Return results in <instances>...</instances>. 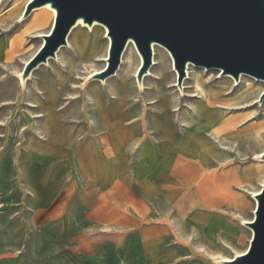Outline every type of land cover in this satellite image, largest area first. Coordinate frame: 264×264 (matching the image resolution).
<instances>
[{
  "label": "rangeland",
  "instance_id": "obj_1",
  "mask_svg": "<svg viewBox=\"0 0 264 264\" xmlns=\"http://www.w3.org/2000/svg\"><path fill=\"white\" fill-rule=\"evenodd\" d=\"M1 2L0 37L10 38L12 57L0 63V98L4 105L16 102L0 108V201L10 232L23 239L32 214L26 204L32 196L26 184L32 154L57 151L62 157L53 161L72 160L97 180L99 154L111 157L152 137L177 155L161 207L142 210V257L115 244L108 258L84 253L83 264H229L226 259L245 251L252 237L245 222L254 218V193L264 182V79L247 73L236 79L220 68L194 64L178 85L174 62L158 49L142 92L136 79L142 55L134 47L115 75L89 77L107 67L109 38L102 27L87 23L70 35L58 57L42 63L41 81L22 86L20 68L39 49L53 19L33 27L34 8L21 20L27 0ZM31 93L42 110L21 107L34 105ZM204 108L217 114L208 124ZM133 128L136 136L129 132ZM194 134V151L182 152L179 142ZM41 156L32 155L33 173L49 192L50 169L39 163ZM18 244L19 255L26 256V243Z\"/></svg>",
  "mask_w": 264,
  "mask_h": 264
},
{
  "label": "crops",
  "instance_id": "obj_2",
  "mask_svg": "<svg viewBox=\"0 0 264 264\" xmlns=\"http://www.w3.org/2000/svg\"><path fill=\"white\" fill-rule=\"evenodd\" d=\"M9 43L10 38L6 41L0 37L2 64H8L7 58L12 57ZM20 70L22 72L23 67ZM44 72L42 64L34 68L26 86L41 81ZM158 93L167 98L161 88ZM36 99V95L31 93L29 101L34 105L22 104L21 107L42 110ZM15 104L4 105L0 98V108L14 107ZM213 113L211 108H204V122L208 124ZM214 115L217 116L216 112ZM129 132L136 136L137 130L133 128ZM195 140L196 134L180 141L178 148L191 154ZM163 147L155 138L148 137L142 139L139 147L134 141L111 157L99 154L97 180L87 178L83 165H79L81 169L77 170L78 166L72 160L53 161L62 157L57 151L35 153L44 155L37 160L50 169L49 192L37 183L33 173L35 161L32 160L35 154H32L26 169V184L32 192L30 201L26 203L28 211H32L28 216L26 235L22 239L12 234L0 209V264H83L84 253L92 256L101 254L108 258V255L114 254L115 244L122 252L142 257V210H159L162 198H166L165 193L174 181V158L177 153L171 147ZM19 208L22 209V206ZM19 238L26 243V256L18 253ZM148 244L151 246L152 243L146 242L145 247Z\"/></svg>",
  "mask_w": 264,
  "mask_h": 264
},
{
  "label": "water",
  "instance_id": "obj_3",
  "mask_svg": "<svg viewBox=\"0 0 264 264\" xmlns=\"http://www.w3.org/2000/svg\"><path fill=\"white\" fill-rule=\"evenodd\" d=\"M47 3L56 9L54 25L25 64V80L38 65L56 57L80 18L88 24L98 21L108 29V65L96 74L101 78L117 71L131 39L143 59L139 80L152 65L154 42L171 53L178 85L186 76L188 62L220 68L222 74L236 79L241 73L264 79V0H32L24 16ZM255 198L254 219L247 222L253 231L248 249L229 264H264V184Z\"/></svg>",
  "mask_w": 264,
  "mask_h": 264
},
{
  "label": "bare ground",
  "instance_id": "obj_4",
  "mask_svg": "<svg viewBox=\"0 0 264 264\" xmlns=\"http://www.w3.org/2000/svg\"><path fill=\"white\" fill-rule=\"evenodd\" d=\"M0 1H4V0H0ZM28 2H27V4H26V6L28 5V3L30 2V1H32V0H27ZM2 2H1V4H2ZM25 6V7H26ZM33 16H34V24H33V27H38V26H41V25H44V24H46L47 22H48V18L51 16L52 17V19H53V25H54V20H55V16H56V9L55 8H53L52 6H51V4L50 3H47V4H44V5H41V6H37V7H35L34 9H33ZM25 18H27V17H25L24 15H22V17H21V20L23 21ZM87 23L82 19V18H80L78 21H77V23L73 26V28H72V30L70 31V34H69V36H68V43L66 44V45H62L60 48H59V50L57 51V55H56V57H58L59 56V54H60V52L63 50V48L65 47V46H67V45H69V41H70V35L76 30V29H79V28H81L82 26H85ZM94 24V25H93ZM93 24H88L89 26L88 27H90L91 28V26L93 25V27H98V26H100V27H102L103 28V30H104V32L106 33V35L108 36V34H107V31H108V29H107V27L103 24V23H100V22H98V21H94L93 22ZM53 25H52V27H51V29L48 31V33H44V34H50V32H51V30H52V28H53ZM44 34H41V36H42V42H41V44L39 45V48L44 44V42H45V40H44V37H43V35ZM108 38H109V43H108V52H109V48H110V44H111V39H110V37L108 36ZM131 47H134L137 51H138V49H137V47H136V45H135V42L133 41V40H129L128 41V43H127V45H126V47H125V49H124V51H123V54H122V58H123V60L125 59V57H126V55L129 53V51H130V48ZM152 48H153V64L155 63V65H157V63H158V60H157V57H156V55H157V50L158 49H160V50H164L169 56H170V58L172 59V63H173V58H172V56H171V53L169 52V50L165 47V46H163L162 44H160V43H158V42H154L153 44H152ZM138 53H139V51H138ZM139 55L141 56V54L139 53ZM108 56V55H107ZM56 57H51V58H56ZM49 61V60H48ZM121 61H122V59H121ZM28 62V61H27ZM26 62V63H27ZM25 63V64H26ZM47 63V62H46ZM122 63V62H121ZM143 63V59H142V56H141V64ZM141 64L138 66V68H137V70H136V79H137V83L139 84V85H142L143 86V80H144V77L150 72V69L148 70V72L143 76V79L142 80H139L138 79V77H137V73H138V71H139V68L141 67ZM121 65V64H120ZM192 65H194L192 62H188V64H187V67H186V72H187V74H188V76H189V74H190V68H192ZM25 66V65H24ZM106 67V66H105ZM119 68H120V66H119ZM105 68H103L102 70H104ZM121 69V68H120ZM102 70H100V71H96V72H93L91 75H89V77H91V76H93V75H95V74H97V73H99V72H101ZM119 70V69H118ZM117 70V71H118ZM117 71H116V73H117ZM175 71V70H174ZM151 73V72H150ZM113 75H115V74H113ZM175 75H176V77L178 76V72L177 71H175ZM245 74H242L241 76H240V79H242V77L244 76ZM31 77V76H30ZM18 80H19V82L21 83V85L22 86H25L26 85V81L27 80H25L23 77H22V72L20 71V73L18 74ZM246 81H248V80H246ZM248 83H250L249 81H248ZM145 88V87H144ZM263 184H264V182H263ZM263 186V185H262ZM261 189H262V187H261ZM261 189L259 190V191H256L255 193H254V196H256L258 193H260V191H261ZM256 205H257V201H256ZM0 209H2V208H0ZM255 209H256V207H255ZM254 212H255V210H254ZM254 219V218H253ZM253 219H251V220H249V221H253ZM249 221H246L245 223H247V222H249ZM251 229V228H250ZM252 230V229H251ZM252 234H253V231H252ZM252 238V237H251ZM248 249V248H247ZM246 249V250H247ZM246 250L245 251H243L242 253H239V254H237V255H235V256H233L232 258H228V259H226V261H231L232 259H234L235 257H237V256H239V255H242V254H244L245 252H246Z\"/></svg>",
  "mask_w": 264,
  "mask_h": 264
},
{
  "label": "built area",
  "instance_id": "obj_5",
  "mask_svg": "<svg viewBox=\"0 0 264 264\" xmlns=\"http://www.w3.org/2000/svg\"><path fill=\"white\" fill-rule=\"evenodd\" d=\"M4 206V203L0 201V208Z\"/></svg>",
  "mask_w": 264,
  "mask_h": 264
}]
</instances>
